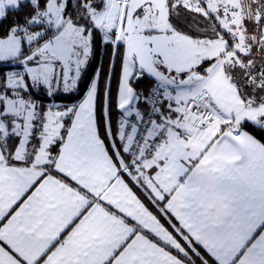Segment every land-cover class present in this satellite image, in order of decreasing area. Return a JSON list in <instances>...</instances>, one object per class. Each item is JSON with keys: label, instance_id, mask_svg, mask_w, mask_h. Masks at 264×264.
Listing matches in <instances>:
<instances>
[{"label": "snow or ice", "instance_id": "6c2138e0", "mask_svg": "<svg viewBox=\"0 0 264 264\" xmlns=\"http://www.w3.org/2000/svg\"><path fill=\"white\" fill-rule=\"evenodd\" d=\"M0 264H264V0H0Z\"/></svg>", "mask_w": 264, "mask_h": 264}, {"label": "trees", "instance_id": "16d2710c", "mask_svg": "<svg viewBox=\"0 0 264 264\" xmlns=\"http://www.w3.org/2000/svg\"><path fill=\"white\" fill-rule=\"evenodd\" d=\"M102 59H103V63H104V65H105V70H106L107 60H106V58H103V57H102ZM115 87H116V81L114 80V81H113V90H114V91H115ZM65 102H70V101H65Z\"/></svg>", "mask_w": 264, "mask_h": 264}]
</instances>
